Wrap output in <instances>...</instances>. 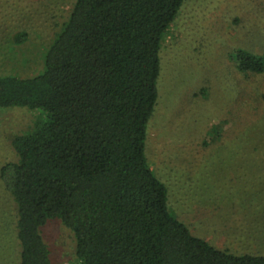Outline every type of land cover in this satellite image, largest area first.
<instances>
[{
	"label": "trees",
	"instance_id": "trees-1",
	"mask_svg": "<svg viewBox=\"0 0 264 264\" xmlns=\"http://www.w3.org/2000/svg\"><path fill=\"white\" fill-rule=\"evenodd\" d=\"M184 1L76 0L41 73L0 75V108L38 113L12 139L17 161L1 169L17 264H53L42 233L51 219L73 232L81 264H264V253L193 234L148 161L162 42ZM233 59L242 73L264 74L263 55L239 49Z\"/></svg>",
	"mask_w": 264,
	"mask_h": 264
},
{
	"label": "rangeland",
	"instance_id": "rangeland-1",
	"mask_svg": "<svg viewBox=\"0 0 264 264\" xmlns=\"http://www.w3.org/2000/svg\"><path fill=\"white\" fill-rule=\"evenodd\" d=\"M76 0H0V75L33 77ZM22 33L26 40L18 42ZM245 49L264 56V0H185L160 53L158 103L148 125L149 164L174 216L235 254L264 253V74L236 68ZM37 111L0 108V264H17L13 199L2 167ZM53 264H81L60 219L42 229Z\"/></svg>",
	"mask_w": 264,
	"mask_h": 264
}]
</instances>
